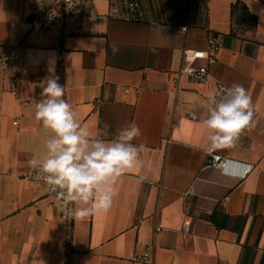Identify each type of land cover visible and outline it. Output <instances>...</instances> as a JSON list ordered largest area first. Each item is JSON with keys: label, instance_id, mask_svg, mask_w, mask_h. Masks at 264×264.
<instances>
[{"label": "crops", "instance_id": "crops-1", "mask_svg": "<svg viewBox=\"0 0 264 264\" xmlns=\"http://www.w3.org/2000/svg\"><path fill=\"white\" fill-rule=\"evenodd\" d=\"M32 1L0 0V55L23 45L17 91L0 95V264H144L133 257L148 245L153 264H264V0H140L136 22L94 17L46 29ZM111 1L123 0H84L93 14ZM210 34L222 40L213 78L243 85L259 111L235 147L216 150L232 174L206 166L201 121L214 84L177 75L184 63H206L198 53ZM50 75L81 122L94 132L108 125L102 138L138 125L133 143L151 164L147 182L118 178L111 208L83 220L63 216L44 183L20 178L51 136L34 116Z\"/></svg>", "mask_w": 264, "mask_h": 264}, {"label": "clouds", "instance_id": "clouds-1", "mask_svg": "<svg viewBox=\"0 0 264 264\" xmlns=\"http://www.w3.org/2000/svg\"><path fill=\"white\" fill-rule=\"evenodd\" d=\"M73 7L79 0H66ZM113 54L119 51L110 45ZM59 77L50 75L40 84V99L35 105V119L51 136L46 141L42 156H33L28 164L36 177L55 194L63 204L64 214L83 220L98 212H107L117 195L116 182L129 172L138 176V182H147L151 164L143 154L146 146L133 143L142 135L135 123L119 129L111 139L108 125L93 131L81 122L73 105L65 97ZM207 116L201 127L207 133L204 151L211 154L219 149L235 147L245 129L255 127L253 107L247 90L239 83L221 85L210 93L206 103Z\"/></svg>", "mask_w": 264, "mask_h": 264}, {"label": "built area", "instance_id": "built-area-1", "mask_svg": "<svg viewBox=\"0 0 264 264\" xmlns=\"http://www.w3.org/2000/svg\"><path fill=\"white\" fill-rule=\"evenodd\" d=\"M75 2V0H73ZM122 8V13H118L116 9ZM29 9L34 13L37 25L41 26L43 29L49 28L51 26H62L65 21L68 20H81V19H97L102 18H118L126 21L136 22L142 19V3L140 0H123V1H111L110 8L106 14H93L88 11L84 0H79L73 7L69 8L66 0H52L50 4H45V0H34L29 3ZM188 25L181 26V31H187ZM222 47V40L213 34L208 36L207 48L205 53H201L203 57H206V63L201 65H193L189 63H184L179 67L177 75L179 78L188 77L194 82H199L203 84H214L213 93L218 89L219 86L226 84L222 83L213 78L209 66L215 63L218 59V53ZM23 45L20 43L14 45L8 49V51L0 55V95L4 92L16 93L18 85L21 81V73L19 70V62L21 50ZM126 91H129L127 89ZM139 92V89H136ZM96 102H100L99 99ZM253 107L254 115L259 114L256 107ZM192 119H196L198 115L194 112L189 113ZM16 124L17 121H14ZM230 159L223 156L221 153L214 151L211 154L207 153L206 166L220 169L224 173L232 172L228 169ZM247 167L242 173H238L237 176L240 178H245L252 170V165H246ZM20 178L23 181H35L42 182V180L37 179L36 173L32 168L27 169L21 173ZM47 187V186H46ZM49 193V192H48ZM50 195L55 197V194ZM60 206V211L63 216L69 217L64 214L63 204L58 201ZM162 230L161 226H156L155 231L159 232ZM153 246L148 245L144 248L141 254H137L133 257L134 261L141 262L144 264H153L152 258Z\"/></svg>", "mask_w": 264, "mask_h": 264}]
</instances>
